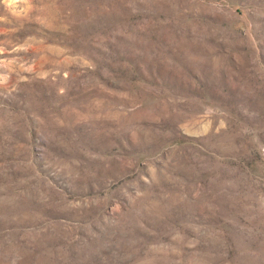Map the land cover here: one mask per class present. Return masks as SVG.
Segmentation results:
<instances>
[{"label": "rangeland", "instance_id": "rangeland-1", "mask_svg": "<svg viewBox=\"0 0 264 264\" xmlns=\"http://www.w3.org/2000/svg\"><path fill=\"white\" fill-rule=\"evenodd\" d=\"M0 264H264V0H0Z\"/></svg>", "mask_w": 264, "mask_h": 264}]
</instances>
